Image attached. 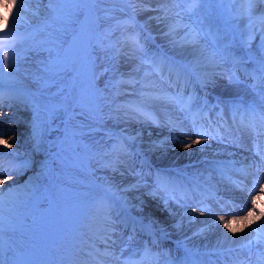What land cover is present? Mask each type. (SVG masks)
<instances>
[{"label":"rangeland","instance_id":"obj_1","mask_svg":"<svg viewBox=\"0 0 264 264\" xmlns=\"http://www.w3.org/2000/svg\"><path fill=\"white\" fill-rule=\"evenodd\" d=\"M0 2H2V1H0ZM40 3L42 5V10H41L42 12L40 14H37L39 18L46 16L48 11H49L48 1L40 0ZM2 4H3V2H2ZM2 4H0V5H2ZM136 4H137L136 7H130V6H127V7L133 8V9L138 7L136 10H131V11H133V12L136 11V14L138 16L140 15L139 17L143 18L144 20L147 19L148 17L149 18H151V17L156 18V17H162L163 16L162 12L157 11V9L161 7L160 0H136ZM141 5H143V6H141ZM236 7H238V5L224 3V4H216L211 9H209L208 5L204 4L200 7L199 13H195V12L191 13V14H189L187 12L183 13V16H184L183 23L187 24V23H194L201 15L208 14L210 12L211 13L210 24L213 27V29L218 27V26L222 27V28H226L228 30V39H230V40L232 39V33L235 32V34H236L235 43H234V46L232 48V55H224L223 58L225 60L223 58H217L216 60L213 61L211 59H206L205 56L201 55V49H203L205 47V45L203 43L199 47L193 48L192 46H189V45H181L179 43L174 42V41H179L181 39V37H183L184 31H185L183 28L177 30L180 32L179 38L174 40L173 43L170 42V47L174 48L180 54V57L183 58V60L186 64L180 65L179 66L180 68H178V66H175L176 72L180 71V73L183 77V83L179 84V87H177V84H176L175 87L177 90L175 92H177L178 90L183 91L185 94V99H187V97L191 96L192 97V101H191L192 104L196 103L198 106H201L202 101L206 102L207 98L205 96H202L201 92L194 90L195 88L192 84L187 86L188 80L185 77L184 66L191 67V68L195 67L197 72L201 75V77L204 80V81L198 80V82L202 83V86L204 88H206L207 90H209V92H213V93L215 92L214 94L220 95L221 103L224 106L225 104H228L231 102L232 97L230 98L229 97L230 95H232V96H233V94L239 95L243 89V87L238 89L239 85H240L238 81L236 83L233 82L234 74H233V72H231L232 67L234 65V63H233L234 61L235 62H237V61L242 62V61H246L248 59V56L239 53L241 51L238 49L242 48V49L247 51V54H251L253 56L252 60H254L255 64H257L258 68H259L261 60L264 59V37H263V35L261 36V34L258 30V29H261V25L259 23H256L255 24L256 30H252L253 26L246 27L245 21H239V20L233 19L230 10L235 9ZM260 7H264V4L254 5L255 11H258L260 9ZM104 8H107L108 10L103 12L102 10ZM73 9H71V10L73 11ZM80 9L81 10H80L78 15L74 16L73 12H69L67 15L63 16L64 18L67 19V22H65L62 26L65 27L66 29H69L70 27L72 28L73 26L72 25L69 26L67 23L72 22L73 19L77 18L80 15V13H83L84 10H87L88 13L90 14L91 23L92 22L95 23L94 14H96L97 16L99 15V20H101V22L108 23L110 21L109 18L113 14L114 15L118 14L120 12V10H122V9L126 10L125 6L120 5L116 0H112V1L111 0H105L104 3L95 6L94 10H92L93 6L91 4L80 5ZM215 10H217V12H215ZM0 13H4V8L2 6H0ZM106 13H107V15H105ZM129 13H132V12H129ZM187 14L190 16H188ZM170 15L167 18H163L160 20H164V23L166 24V21H168V19H170L169 17L175 18L174 14H170ZM23 18H24V16H23ZM39 18H36V19H39ZM24 20H26V19L24 18ZM160 20H158V22ZM0 24H3L2 19H0ZM120 24L122 25V27H124V30H123L124 36H126L125 34L128 35L127 32L129 30H132L134 32L133 35L137 36L140 39L141 44L143 45V51H139V50L133 51V49L131 47L124 46L122 43H120V40H119L118 45H114L115 47H112L111 51H108L106 53H100V52L98 53V54H100V56L104 60L103 59H97V60H93V63H92L91 62L92 60L90 57V62H85L83 64H80L79 62H77V60L82 57V54L80 52L69 49L68 45H66V46L61 45L56 50V52H45V50H40V51L34 53V55L36 57V60H35L36 69L38 70L39 75H46V73L42 72L41 69L49 63L50 59L56 60L57 58H59L60 60H64L67 58L70 61L68 66H67V71H61L59 73V75L57 76V79L60 82V83H58V86L60 89H63V95L53 96L52 93H55L58 89L57 88L47 89V92H50V95L45 98L43 108H42V111H43L42 118H44V121L47 123L46 124L47 130H48L47 136L50 137L51 143L54 145H56L58 142H60V147L56 148L53 151V156L55 158H57L58 156L65 155L66 158H69L70 162H71L69 165V173L71 175H74V171L77 168V165L72 160L73 155H71L69 153V146H70V143H73V148L75 149V151H78V149L81 145V141L79 139H76L73 136V133L77 132L78 130L76 131L73 129L74 124H72L70 122L69 118L66 116V111H68L69 108H71L72 106L74 108L77 106V109L75 111L76 113L72 114V117H73L72 121L77 125L78 129H83L82 127L79 126V124L83 123L84 121L90 120L88 118V116H90L97 123L102 124V125L107 124L110 126V128H112V134L109 131L95 129L94 134L96 137H98V139L95 143L96 152L90 157L91 163H97L98 157H100L101 155L106 154V153H111L113 145H122L123 146V149H124L123 152H121L119 154L113 152L111 155H117L116 157L120 160L119 164H121V166L125 170L131 166V165H129L128 162L131 160L130 154L133 153V149L135 150L134 154H136L138 151H141L140 152L141 154L147 156L152 161H158V163H160V162L166 163L167 165H172V166L185 163V162H182V159L190 158L189 160H191L194 157H198L199 155H201L203 153H207L206 151H209V152L215 153V154H219V155L222 154L219 151L215 152V151L205 150L208 146H211V144H209L207 142L205 143V141H201V144L197 148L196 152H193V153L187 154V155H185V152H182L183 149L179 150V148H181L180 145L176 146L175 148H172V149L169 148L170 149L169 153H168L169 150L161 149L162 147H164V146L166 147V145H168V144H166V139L164 141H161V140H163V137H164V134H162V133H164L167 128H165V129L163 128V130H165V131H162V130L157 129V126L166 127L165 125H166V122L168 121V119H166L162 115H160L161 113L157 112L153 106H152V108L156 111V119L160 115L159 120H158V122L160 124L159 123L158 124L153 123L155 126H153V124H152V125H150L149 128H147L146 125H149L151 121H147V122L145 120L142 121V118L137 119L134 117L133 114L126 113L125 112V106H127L128 104H123V103H121L119 107H115L113 105H110L108 107V113H107L106 117L103 116V114L98 109V107H96L92 102L88 103V104L85 103V104H83V108L85 109V107L89 105L88 110H89L90 114L88 112H85L87 118H83L84 112H82V111L84 109L78 108V106L82 105V103H81L82 97L79 93L84 91L86 93V96H87L89 93V90L92 86V83H91L92 80L94 82H97V81H95V78H97L99 80L100 85L103 86L106 90L109 86L106 85L107 79H105V78L113 79L114 83L112 84L111 90L118 87L121 90V92L124 94V96L126 95V93L129 94V97L131 99H133V101H139L141 98L140 93L144 90H148V89L143 88L142 87L143 85H146L148 83H152L154 85L153 90L156 91L155 85L159 86V84H157V83H160L162 81L155 74V72L153 70H151L149 65L143 62L142 58L145 55L146 44H147V42H150L148 35L152 34L155 36L156 35V34H154V32H155L161 38H164V37L168 36V35H166V33H168V31L163 32L161 30L164 27L161 28V27L157 26L156 28L158 30L160 29L159 32L157 29H155L156 31L155 30H152L154 32L149 31L146 34V36H143L139 31H137L135 29L133 24H130L126 21L123 23H120ZM141 27H142V24H141ZM204 27L207 28L208 25L206 24V25H204ZM263 30H264V28H263ZM43 32L45 34H43ZM41 34L43 35V37H45L46 40H48L49 32H48L47 28L43 29ZM85 36L87 39L88 38L87 34H85ZM118 36H119V33H115V37L121 38ZM76 37H78V34L72 35L68 41L70 42ZM62 39L63 38H57L58 43H61ZM121 40H122V38H121ZM210 50L211 49L209 48V51ZM86 51H87V49H86ZM171 51L173 52V50H171ZM90 52H93L92 47L90 49ZM92 55L94 56V53ZM106 55H109V58H106ZM233 56H235L236 60L233 59ZM96 58H94V59H96ZM30 64H31V61L28 59L25 61H21L19 64H15V67L13 69L5 70L0 75L4 74L6 77L17 78L20 80H26L28 75H29L28 74V72H29L28 66ZM212 64H214V67L210 66ZM216 64H218V66ZM102 65L104 66V68H103L104 72L102 71V68H101ZM99 68H101L100 71H98ZM110 68H111V71L109 70ZM94 69H95V72H98V74L93 76L92 80H91L92 70H94ZM114 69H117L118 72H120L121 74H124V77L122 78L120 76H118V77L115 76L112 73V72H114ZM31 71L33 73L34 69L31 68ZM221 71H222V73H221ZM76 73H78V74L75 76ZM146 73H151V74L146 75ZM103 75L105 76V78ZM130 77H132L134 79L135 85L132 82V79H130ZM230 81L232 82V84ZM69 83L71 85V91L69 89ZM187 89L193 90V93H188L186 91ZM231 89L232 90L234 89V90L232 91ZM169 92H170V90L165 85L162 86V91L160 89L161 94L169 95ZM228 92H231V93H228ZM232 92H235V93H232ZM251 97H252L251 101H253L255 103H259L258 101L260 100V96L258 93H256V92L252 93L251 92ZM226 99H227V101H226ZM18 123H19V126L21 127L22 124H20V122H18ZM12 126H15V125H12ZM83 130H85V129H83ZM145 132H147V134H145ZM26 133H27V130L24 128H21L20 131H17V130L11 131L10 130L9 133H5L3 135V138L2 139L0 138V150H5L8 148L14 149L16 147L14 145L17 143V138L14 136L18 135L19 138H21V137L23 138V136H25ZM59 134H62V139H59ZM181 135H183V134H181ZM86 136H87V134L84 132V137H86ZM11 137H14V139H11ZM155 137L157 138L156 140H155ZM101 139H103V140H101ZM181 140H182V137H181ZM112 141H113V143H112ZM185 141H188V140H185ZM25 143H27V142H25ZM156 145L161 147V148H157ZM177 148L179 151H177L176 154H174V151ZM201 148H203V149H201ZM171 150H173V151H171ZM214 150H216V149L214 148ZM180 152H182V153H180ZM238 152H242V150L239 149ZM134 154H133V158H135ZM245 155H246V152H245ZM226 157L231 158L232 156H226ZM239 157H236V158H239ZM81 158H82L81 160L83 162V163H80L81 168H83L88 173H92L93 167H91L89 163L84 162V160H85L84 156H81ZM33 159H34V157L32 158V160ZM63 164H65V163H63ZM97 167L99 168V166H97ZM35 170L36 169H33L32 171H35ZM188 170H190V169H188ZM22 172H24V174L20 173V175H25V173H26L27 177H24V178L28 179V177H30L31 180L30 181H21L18 179L14 180V181L13 180H7L6 177L15 176V174H13L15 172H8V175H6V176L0 175V189L4 190V192H3L4 202H3L2 206L6 207L8 204H10V206H11V204L14 202L18 203L19 199L27 193V192H21L20 193L22 187L33 188L39 182L40 178L36 177V175L34 173L25 172V171H22ZM120 172H121V168H120ZM122 172H123V170H122ZM114 177H115L114 179L110 178V179H107V181L113 180V182L115 183L120 179V181L122 182L121 185H127L129 183H132L128 187H131L132 185L136 184L134 187L132 186L130 189L126 188V190L129 189L128 190L129 194H126L123 191H121V194L118 197V199L121 200V202L125 206H127L126 207L127 210H129L134 215L136 214V215L140 216L141 218H144L143 216H145L147 219L152 218V219L159 220V218H160L161 219L160 223H166L167 220L171 223L172 217L169 218L168 215L166 216L162 212V210H164L161 208L162 206L159 208H156L157 205H160L159 201L161 200L160 195L156 196L157 194H159V191H157V192L155 191L154 197L151 196L152 199H154V201L148 200V201L143 202L141 200L142 197H144V196L150 197V195H147L144 192V190H145V187H143L144 185L140 182H137V180L135 178V174L133 171L126 170V171H124V173H119V174L115 175ZM89 180L91 182H93L95 185H97L99 188H102L104 190L110 189L105 184H103L100 179H99V181H96V179H89ZM70 181H71V183H74V181L72 179H70ZM256 186L259 189V187L261 185H256ZM9 187H11L14 190L11 196L8 195ZM113 188L115 189V187H113ZM110 191H111V189H110ZM132 194H134L136 197H138V199H136ZM93 198H94V194H91L90 196L85 198V200H91ZM261 200H263L262 195L259 196V202ZM80 201H83V200L80 199ZM83 207H86L85 204H83ZM176 207L178 208L179 206H176ZM180 208H183V207H180ZM263 208L260 207L258 210L260 212H262V211H264ZM120 209L121 208L116 207L112 211L111 208L109 207L105 213H110L108 215V217L110 219H114L113 222L116 219L124 220L126 218V214H124V211H125L124 208H122V212L117 214V212H119ZM16 210H17V208H14L13 210H11V208L8 210H5V209H2L0 207V213L4 212L1 216L3 218H2L1 223H0V230H5V229L8 230L9 228H11V227H8V223H9V221L13 220V218H11V215L13 213H15ZM79 212L80 211L78 209L72 208L67 212L66 217L68 220L74 221L78 218ZM33 214H34V212L31 211L29 213V217L31 216L33 218V216H32ZM147 219H145V220H147ZM263 220H264V217L262 218V221ZM147 221H149V220H147ZM209 221H211V223H214L213 222L214 220H209ZM225 221H229V220H225ZM40 223H41V220L40 219L37 220L35 218L31 219L29 222H26V224L29 226V228H34V229H35V227H31V226H35V225L40 224ZM90 223L91 222H88L87 224H82L83 228L87 229L89 227ZM187 225L188 226H182V227L183 228H187V227L189 228V225H191V226L195 225V222H191ZM221 226H223V224ZM173 227L174 226L171 225V233L175 234ZM178 227H179V225L176 228L178 229ZM97 229H98L97 224H92V226L87 229V231H88L87 233L92 235L91 242L90 241H78L76 243L77 245H76L75 250H74L75 251V263L74 264H85L88 262V260L92 259L98 252L101 251L103 253L104 250L106 249V248H104V245L107 246L108 237L105 236V238H104L103 236H101L100 233L97 232ZM183 231H185V230H183ZM180 232L181 231L178 230L176 234H179ZM112 233H113V231L111 232V234ZM205 233H208V232H205ZM181 235H183L187 238H189V237L193 238L194 237V234L189 235L188 233L185 235L184 234H181ZM118 236H119V234H118ZM114 239H117V234L115 232L112 235V241ZM205 239H206L205 241H201L200 243H196V244L193 243V241L191 239H190V241H192L191 243L194 245L193 247L197 250L203 246H206L207 240H209L210 238H205ZM115 244L118 247L121 246L118 243H115ZM122 247H125V246L123 245ZM110 251L114 252L115 254H116V251L118 252L117 249L110 250ZM126 251H127V249L125 248L124 251L120 250L118 253H123ZM106 257L109 260H112V261L114 260V258H111L108 256H106ZM101 258L103 261V263H101V264H104V258L103 257H101Z\"/></svg>","mask_w":264,"mask_h":264},{"label":"snow or ice","instance_id":"obj_2","mask_svg":"<svg viewBox=\"0 0 264 264\" xmlns=\"http://www.w3.org/2000/svg\"><path fill=\"white\" fill-rule=\"evenodd\" d=\"M31 0H4V3L0 6L4 8V13H0V19L3 20V28L0 29V33H3V36H0V40H5L7 37L12 36L17 29L18 23L23 19L22 13L27 11L24 5L26 3H30ZM54 2H63L66 4L74 5L73 15H78L80 12V5L83 4H91L93 9L95 6L102 4L105 0H49V6H51ZM161 7L157 9L163 13L162 17H157V19L167 18L170 14H174L175 22L169 26V31L166 35L175 36L177 34V30L183 28L184 35L181 37L179 41H174L181 45H189L193 48L199 47L202 43L205 45L203 49H201V55L205 56L206 59L216 60L217 58H223L224 55H232V48L235 43V32L232 33L231 41L228 40V30L222 27H213L210 24L211 13L201 15L194 23H183V13L187 12L191 13H199L200 7L204 4H207L209 9H211L216 4H235L238 5L235 9L230 10L233 19L239 21H246V27L253 26L256 23H259L262 27H264V13L260 15L255 14L254 5L256 4H264V0H160ZM6 13V14H5ZM107 15V13L105 14ZM99 17H97V20ZM208 25L207 28L204 25ZM119 26V25H118ZM95 30L98 31V25H94ZM90 30L88 25H82L81 31ZM54 42V41H53ZM16 41L13 40L10 43H0V74H2L5 70H8L10 67L14 68L16 63V54L14 49ZM124 46H129L133 49V51H143V45L141 44L140 39L134 35H122V40L120 41ZM92 45L89 44V47ZM101 47H103L101 45ZM108 47H115L114 45H109ZM209 48L211 49L209 51ZM51 52V49H47ZM119 51V50H118ZM233 59L236 60L235 56ZM69 60L66 58L64 60H60L57 58L56 60L50 61L45 67L41 69L42 72L46 73L45 77L41 79L45 80V88H57L58 90L55 93H52L53 96H61L63 95V89H60L56 77L59 75L61 71H67V66L69 64ZM241 61H237L239 63ZM43 63V62H42ZM259 76H255L254 79L258 80L262 85H264V59L261 60L259 65ZM153 71L155 74L161 79H164V73L162 68H154ZM173 73V69H169V86L172 85L171 75ZM151 73H146V75H150ZM176 83L177 87H179V81L181 78V73L176 72ZM3 77L0 75V85H2ZM231 82V81H230ZM145 89L140 93V100L125 106V112L129 114H133L135 118L143 120L151 121L154 124H158L154 112L151 110L152 106L156 102H164L166 104L172 105L175 110L186 113L185 119H190L193 129L196 131V135L200 137H212L211 131H201L200 129L203 127L199 124L198 114H194L192 112L193 105L191 103L192 97L189 96L185 99V94L183 91L178 90L177 92L167 95L161 94L154 89V85L152 83H148L142 86ZM255 87V85H253ZM262 93H264V87L261 89ZM3 99V93L0 92V100ZM34 99L30 97V100ZM85 103H91L92 99L87 98L84 100ZM249 116V119L245 120V115ZM239 115V124L242 127L249 128L257 137L264 134L261 129L257 128V120H259L261 127L264 128V112L257 113L254 109L247 108L244 112L234 113L233 115V123L235 124L236 116ZM170 126L172 128L177 127L178 122L169 121ZM188 135L187 132L184 133ZM2 135V134H0ZM201 141L199 139L192 140L191 143H186L185 148H191L194 144H199ZM256 155L259 156V161L256 162L255 168L257 173L260 171L262 167H264V150L261 149L260 145L255 144ZM112 151L114 153H121L124 151L122 145H113ZM253 164L250 162L246 166L241 167L237 171L241 173L245 179H248L252 175ZM5 171L3 169V165L0 164V175H5ZM257 181H259V177L257 176ZM232 183L236 184L238 188L243 190V182L242 181H232ZM256 187V183L253 184L252 188L249 189V192H252ZM13 189L9 187L8 195L11 196L13 193ZM3 189H0V206L3 205ZM105 192H110V189H105ZM261 192L264 193V188H261ZM190 198V197H189ZM181 199H184L182 197ZM208 199H213L217 204H221L220 200H216L215 197L204 196L195 206H193L192 211L195 212L199 210L201 214H210L212 212L211 207L204 206L205 201ZM178 202H180L178 200ZM102 212H106L110 205L106 202L104 198L98 200L95 205ZM221 206H223L221 204ZM246 207V205H245ZM256 207V198L252 200V208ZM253 212H249L248 216L243 217V220H247L248 223L252 222ZM264 217V211L261 212L260 217H256L257 220ZM196 217H190L191 220H195ZM220 223L223 224V227L228 229L229 231L235 232L237 229L232 228L231 225L237 223L236 219L232 221H225L224 216L219 217ZM215 223V221H214ZM205 229H200L199 232L194 233V235H199L203 233ZM256 232V236L254 237V241L256 244L264 246V225H260L257 228L253 229ZM226 235V234H225ZM253 241H248L247 244L242 245L243 248H251ZM228 251H233L229 249ZM102 255L114 258L118 264H144L145 259L152 258L154 264H160L161 253H154L150 248H145L143 253L139 257V259H134L132 257L124 258L123 254L116 255L114 252L109 249H105ZM0 264H8V262L3 258L2 252H0ZM164 264H175V261L168 259L164 262ZM183 264H187V261H184ZM234 264H243L242 261H234ZM259 264H264V252L260 254Z\"/></svg>","mask_w":264,"mask_h":264},{"label":"bare ground","instance_id":"obj_3","mask_svg":"<svg viewBox=\"0 0 264 264\" xmlns=\"http://www.w3.org/2000/svg\"><path fill=\"white\" fill-rule=\"evenodd\" d=\"M2 1V0H1ZM112 1V0H111ZM24 7H25V9H27V11H25V12H23L22 13V16H24L25 17V19L27 20V21H29L30 23H33V22H36V21H38V19H36L35 18V15H37V14H40L42 11V5H41V3H40V0H31V2L30 3H26L25 5H24ZM188 15V14H187ZM188 16H190V15H188ZM160 20V19H159ZM175 22V18H170V19H168V21H166V24L164 23V20H160L159 22H158V19H157V17L155 18V17H151V18H147V19H145L144 21H143V23H142V29L143 30H145V31H149V30H155V29H157L156 27L157 26H159V27H161V28H163L162 29V31L164 32V31H169V26L172 24V23H174ZM246 24V23H245ZM0 25H3V24H0ZM165 25V26H164ZM246 26V25H245ZM1 27V26H0ZM181 29V28H180ZM158 30V29H157ZM160 30V29H159ZM159 30H158V32H159ZM156 31V30H155ZM151 33V32H150ZM258 33V32H257ZM252 34V33H251ZM180 35V32L179 31H177V34L175 35V36H172V39H175L176 37H178ZM169 36V35H168ZM193 49V48H192ZM218 63V62H217ZM226 64V63H225ZM217 66H218V64H216ZM211 67H214V64H212V65H210ZM206 67V66H205ZM216 67V66H215ZM221 67V66H220ZM218 68V67H217ZM216 68V69H217ZM221 70V69H220ZM216 72V71H215ZM221 73H222V71H221ZM227 73V72H226ZM214 74V73H213ZM220 74V73H219ZM215 77V76H214ZM218 80V79H217ZM227 80V79H226ZM203 81V80H202ZM231 84H232V82H231ZM238 84V83H237ZM234 85V84H233ZM232 85V86H233ZM239 85V84H238ZM230 87V86H229ZM228 87V88H229ZM237 89V88H236ZM238 89H240V88H238ZM228 90V89H227ZM232 90V89H231ZM234 90V89H233ZM232 90V91H233ZM161 91H162V87H161ZM229 91V90H228ZM238 92V91H237ZM228 93H231V92H228ZM232 93H235V92H232ZM153 107H154V109L157 111V112H159V113H161L162 114V110L164 109L165 111H171L173 114V118L176 116V115H178L179 113H177L178 111L177 110H175V108L172 106V105H169V104H166V103H164V102H157V103H155L154 105H153ZM160 114V115H161ZM159 115V116H160ZM162 120V119H161ZM177 122H179V123H181L182 124V126H184V122H182V121H177ZM160 124V123H159ZM162 124V123H161ZM167 124L168 125H170V123H169V121L167 122ZM166 126V125H165ZM171 130H167L166 132H170ZM162 134H164V137L165 136H167V135H165V132L164 133H162ZM200 141H201V139L200 138H198ZM165 139L163 138V141H164ZM192 140H197V139H192ZM192 140H190L188 143H191V141ZM176 141V140H175ZM174 141V142H175ZM18 142H22L21 140H19L18 138H17V143ZM168 142V140H166V143ZM206 143V142H205ZM168 144H173V142H171L170 140H169V143ZM201 143H199V144H194V145H192V147L191 148H185V146H184V144L183 145H181V148H179V150H182V152H185V155H187V154H191V153H193V152H196L197 151V148L199 147V145H200ZM228 146H230V145H228ZM165 147V146H164ZM214 148L217 150V151H220V150H222V154H224L225 155V148H224V145H219V144H211V146H208L205 150H210L211 151V149H213L214 150ZM201 149H203V148H201ZM178 150V148L177 149H175V151H174V154H176V152L177 151H179ZM182 152H180V153H182ZM200 152V151H199ZM208 153V152H207ZM212 155H216V154H212ZM189 159V158H188ZM188 159H182V161L184 160H188ZM199 162H201V161H199ZM180 163V162H179ZM171 164V163H170ZM19 174H16L15 176H8V177H6L7 178V180H21V181H30L31 180V178L30 177H28V179H26V178H24V177H27L26 176V173H25V175H20V173L21 174H24V172H20V171H17ZM228 191L231 193V189L230 188H228ZM137 192V191H136ZM157 192V191H156ZM143 202L144 201H154V199H152V197L150 196V197H146V196H144V197H142V199H141ZM157 202V201H156ZM260 205V204H259ZM162 206V207H161ZM159 207H161L162 209H164V210H162V212L164 213V214H167L168 216H169V218L170 217H174V218H184V217H187V216H189V214L186 212V208L185 207H183V208H180V207H176V206H174V205H169V206H165V204H164V206L162 205V204H160V205H157V207L156 208H159ZM264 209V208H263ZM166 212V213H165ZM231 215H235V214H231ZM256 217H258V215H256V216H252V222L251 223H253V224H255V225H259V220H261V219H259V220H257L256 219ZM260 217V216H259ZM231 219H227V220H233V218L234 217H230ZM172 220V219H171ZM238 222L237 223H234V224H232L231 225V227L232 228H235V229H237V231H235V232H232V231H229L228 229H226V228H224L223 226H221L220 224H218V225H215V226H217V228L215 229V226L214 225H212V227H208V228H206L205 229V231L203 232V233H201V234H199V235H194V237H193V239L195 240V242L196 243H199V242H201V241H205L206 239L205 238H214L215 236L216 237H218L219 239H220V241H223V242H227L228 244H233V243H236V242H238L242 237H244L245 235L247 236V234L250 232V229H249V223H248V221L247 220H243L242 218H237L236 219ZM264 221V220H263ZM214 222V221H213ZM196 227V226H195ZM194 227V228H195ZM183 228V227H182ZM188 228V227H187ZM188 230V229H187ZM211 231H213V232H211ZM205 232H208V233H205ZM226 234V235H225ZM196 236V237H195ZM192 237V236H191ZM187 238V237H186ZM190 238V237H189ZM190 240V239H189ZM208 241V240H207ZM192 242V241H191ZM195 243V244H196ZM199 245V244H198ZM223 245V244H222ZM194 246V245H193ZM196 246V245H195ZM224 246V245H223Z\"/></svg>","mask_w":264,"mask_h":264}]
</instances>
